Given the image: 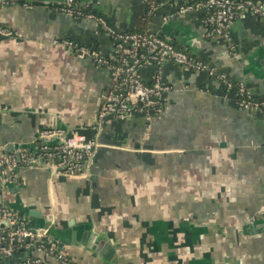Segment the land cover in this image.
<instances>
[{
	"label": "crops",
	"instance_id": "crops-1",
	"mask_svg": "<svg viewBox=\"0 0 264 264\" xmlns=\"http://www.w3.org/2000/svg\"><path fill=\"white\" fill-rule=\"evenodd\" d=\"M156 1L147 21L146 0L74 4L118 30L158 31L264 99L263 18L236 19L227 36H209L201 10L177 14L168 0ZM65 3L0 5L7 29L0 32V156L37 145L39 131L54 127L71 143L96 137L100 146L78 176L21 167L16 183L0 185V204L23 224L47 228L48 240L78 264H264V104L240 108L235 88L166 61L141 70L146 81L159 74L171 86L162 110L111 121L98 134L109 70L60 40L104 55L112 42L95 19L63 11ZM32 253L58 264L43 250ZM25 255L19 249L7 264Z\"/></svg>",
	"mask_w": 264,
	"mask_h": 264
},
{
	"label": "built area",
	"instance_id": "built-area-1",
	"mask_svg": "<svg viewBox=\"0 0 264 264\" xmlns=\"http://www.w3.org/2000/svg\"><path fill=\"white\" fill-rule=\"evenodd\" d=\"M12 1L0 0V5ZM168 4L177 14L201 10L209 36H227L228 29L236 19L243 20L251 16L264 19V0H168ZM158 6L156 0H146L143 20L150 19ZM61 9L74 16L95 19L112 42L110 55H104L96 48L80 45L73 40H60L78 56L87 55L97 65L109 70L108 87L97 111L98 134L100 128L111 121L123 120L135 113L150 116L162 110V96L170 91L171 86L159 74L146 81L141 70L146 65L160 67L166 61L196 72H205L217 77L226 88H235L236 103L240 108H257L264 104V99H254L242 83L234 84L225 73L217 72L208 62L177 48L158 31L145 28L118 30L103 17L90 11L83 12L74 4V0H66ZM0 32L6 34L7 29L0 28ZM37 141V145L13 148L0 156V183H16V172L28 165L47 168L50 174L56 176L81 175L86 173L87 166L100 146L96 137L71 143L65 131L57 127L40 130ZM23 221L18 211L4 203L0 204V264H7L19 249L26 253L20 264H43V258L32 253L36 249L54 256L58 264H78L67 257L57 244L48 240L47 228L34 229L23 224Z\"/></svg>",
	"mask_w": 264,
	"mask_h": 264
},
{
	"label": "water",
	"instance_id": "water-1",
	"mask_svg": "<svg viewBox=\"0 0 264 264\" xmlns=\"http://www.w3.org/2000/svg\"><path fill=\"white\" fill-rule=\"evenodd\" d=\"M0 185L1 186H5V184H3V183H0ZM5 204V203H4ZM33 228L34 229H37V228H40V227H34L33 226ZM97 242V240H95V242L94 243H96ZM95 246H96V244H95ZM95 246H94V248H95ZM107 246H108V243L107 242H105L104 244H103V246L101 247V250L99 251L100 253H102V251H103V249H106L107 248ZM113 255V249H109L106 253H105V258L106 259H110L111 258V256Z\"/></svg>",
	"mask_w": 264,
	"mask_h": 264
}]
</instances>
